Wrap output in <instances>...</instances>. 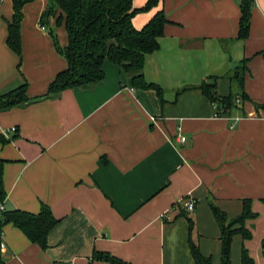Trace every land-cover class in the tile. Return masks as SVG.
Wrapping results in <instances>:
<instances>
[{
	"label": "crops",
	"instance_id": "0c3cea01",
	"mask_svg": "<svg viewBox=\"0 0 264 264\" xmlns=\"http://www.w3.org/2000/svg\"><path fill=\"white\" fill-rule=\"evenodd\" d=\"M46 2L23 6L19 58L6 44L12 2L0 0V94L27 82L30 98L42 96L66 67L48 31L55 18L43 28L39 21ZM238 3L159 0L133 16L135 28L158 10L168 20L143 65L144 79L163 89V101L153 89L133 87L105 59L95 85L0 112V133L10 138L0 143L5 209L37 213L45 203L59 219L45 249L5 225L6 264H109L93 260L95 250L130 264H193L189 238L221 264L209 202L233 218L244 199L256 216L245 221L249 239L233 236L230 263L240 264L243 246L255 264H264V109L256 107L264 103V0H255L243 40ZM58 37L64 46L67 35L59 30ZM244 59L249 99L233 111L219 113L197 88L178 92L215 76L216 92L228 95L235 85L226 74ZM186 199L194 202L192 211L184 208Z\"/></svg>",
	"mask_w": 264,
	"mask_h": 264
},
{
	"label": "trees",
	"instance_id": "16d2710c",
	"mask_svg": "<svg viewBox=\"0 0 264 264\" xmlns=\"http://www.w3.org/2000/svg\"><path fill=\"white\" fill-rule=\"evenodd\" d=\"M29 1L11 0L13 13L11 20L7 21L6 44L19 58L21 57L22 9ZM158 3L159 0H146L142 7L136 8L133 6V0H47L39 21L42 26H46L48 19L54 17L56 23L64 24L67 35V43L64 46L59 44L50 27L48 31L55 50L66 60L67 65L56 73L46 93L42 96L30 98L27 95V82L0 94V112L41 98H56L64 89L95 85L104 77L105 59L120 66L130 76L133 87L153 89L158 98L163 101V89L144 79L143 65L145 56L159 48L158 39L162 36L163 27L168 20L164 12L158 10L141 28H135L132 23V18L136 13L148 11L156 7ZM254 3L255 0H239L238 39L243 40L249 34L251 10ZM246 68V59H244L226 74L231 83L235 85V89H232L228 95L221 96L216 92L215 76L207 77L195 86L183 87L178 92L187 88H197L217 107L219 113H229L238 107L237 98H240L241 102L249 99L243 89ZM256 107L264 109V103L257 104ZM9 139L0 133V143L4 144ZM3 164L4 160L0 158V203H4L6 197L3 184ZM250 203L248 199H244L241 213L229 218L218 206L209 202L220 231L221 264H231V242L234 235H241L244 240L251 237L245 221L255 217L256 213L251 211ZM58 221L59 219L52 214L50 207L45 203H41L37 213L16 208L5 209L0 211V241L3 227L11 224L21 230L31 242L45 249L47 235ZM189 248L193 264H212L211 258L203 255L190 238ZM260 252L264 257V239L261 241ZM92 259L109 264H130L108 252L96 250L92 254ZM0 264H6L1 248ZM240 264H255L254 259L243 246Z\"/></svg>",
	"mask_w": 264,
	"mask_h": 264
},
{
	"label": "built area",
	"instance_id": "2783aa9c",
	"mask_svg": "<svg viewBox=\"0 0 264 264\" xmlns=\"http://www.w3.org/2000/svg\"><path fill=\"white\" fill-rule=\"evenodd\" d=\"M43 28V26H42ZM236 102L237 104H239L241 101H240V98H237L236 99ZM155 117H151V120H154ZM238 119V118H236ZM11 130L14 131L15 130V127H11ZM179 140L180 141H184L185 140V136H182V135H179ZM183 206L184 208L187 210V211H192L194 209V202L191 200V199H186L184 202H183ZM5 210V207H4V203H0V211H3ZM5 247V243L3 242V240L0 241V248L1 250H3Z\"/></svg>",
	"mask_w": 264,
	"mask_h": 264
},
{
	"label": "rangeland",
	"instance_id": "374dc122",
	"mask_svg": "<svg viewBox=\"0 0 264 264\" xmlns=\"http://www.w3.org/2000/svg\"><path fill=\"white\" fill-rule=\"evenodd\" d=\"M48 23H49V19H48ZM49 27L52 29L53 33L56 35L57 40H59V37H58L59 30L62 31V33H63L64 36H66L65 27H64V24L62 22L56 23L54 21L53 24L50 25Z\"/></svg>",
	"mask_w": 264,
	"mask_h": 264
}]
</instances>
